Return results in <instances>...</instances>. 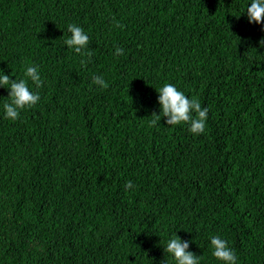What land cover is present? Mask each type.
<instances>
[{
	"label": "trees",
	"instance_id": "1",
	"mask_svg": "<svg viewBox=\"0 0 264 264\" xmlns=\"http://www.w3.org/2000/svg\"><path fill=\"white\" fill-rule=\"evenodd\" d=\"M248 2L0 0V68L44 81L15 121L0 88V264H175L176 232L200 264H220L216 235L264 264V24ZM72 23L91 56L64 45ZM165 83L208 107L203 133L150 126Z\"/></svg>",
	"mask_w": 264,
	"mask_h": 264
},
{
	"label": "clouds",
	"instance_id": "2",
	"mask_svg": "<svg viewBox=\"0 0 264 264\" xmlns=\"http://www.w3.org/2000/svg\"><path fill=\"white\" fill-rule=\"evenodd\" d=\"M247 15L249 23L264 24V0H249L242 14ZM239 16H236L239 18ZM70 35L64 40V45L75 53L91 56L89 50L90 36L85 29L75 23L67 26ZM264 46V39L260 41ZM123 49L117 48L116 55H122ZM264 69V66H259ZM25 78L12 79L3 68H0V88L8 90V100L3 103V114L6 119L15 121L20 117L25 108L35 106L41 99L38 89L43 86V79L39 68L28 65L25 68ZM29 81L31 83H29ZM93 83L105 87L106 82L101 76H95ZM156 91L159 113L153 112L154 117L149 121L150 126L161 124V118H165L168 126L188 124L189 131L193 134H201L205 131L208 119V107H202L197 98H190L175 84L165 83ZM125 187L131 188L132 182L127 181ZM191 240L182 239L177 232L175 236L166 241L164 251L170 254L175 264H200V255L189 251ZM212 256L220 264H237L236 252L229 246V242L219 235L210 239ZM167 264V262H165Z\"/></svg>",
	"mask_w": 264,
	"mask_h": 264
}]
</instances>
